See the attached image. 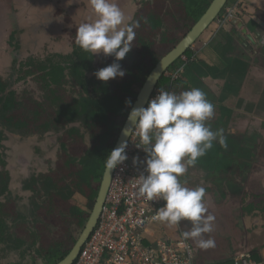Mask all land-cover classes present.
<instances>
[{"label": "rangeland", "instance_id": "1", "mask_svg": "<svg viewBox=\"0 0 264 264\" xmlns=\"http://www.w3.org/2000/svg\"><path fill=\"white\" fill-rule=\"evenodd\" d=\"M13 1L0 0V14H4L6 11L11 13L9 14L11 17L5 23H0V76L6 82H4L5 85L9 87L8 93L5 94L6 102H12L11 100L15 102L13 110L8 116H20L33 121L35 113H39L40 122L31 125L32 137L27 136L25 140H21V137L16 139L11 136L10 129L1 120L2 115H0V134L5 133V142L0 147V170L9 167L8 169L14 176L11 200L14 204L10 206L12 208L10 211H13V208L14 210L20 208L21 214L27 215L33 210V192L30 189L26 191L24 184L34 179L38 181L44 178L58 163L66 161L65 154L72 157L76 163L82 158H80L82 155L79 151V144H70L73 145V150L76 152L72 153L71 148L66 150L61 148L63 140L61 142L59 140L64 136H73L70 135V131L77 125L67 126L59 133L52 130L48 132L47 129V123L50 122L53 126L58 120L60 106L76 101V86L70 76H67L63 82L58 78L54 82L50 77H46V74L51 69V61L62 63V58L59 55H63L56 53L61 52L66 56L70 51L69 37H72L74 31H77L76 24L94 22L97 17L90 6V0H19L21 2L19 6L23 5L25 8L22 11V21L19 23L18 14H13V8L12 12L8 9ZM119 1L124 0H109L110 3L118 4V6ZM173 2L175 0L170 1L171 4ZM232 2L237 3L235 0ZM238 2L242 7L239 18L244 19L245 22L249 21L250 25L245 24L244 28H238L237 25L231 23L229 28L230 26L234 27L231 30L227 27L229 22L223 24L226 27L220 32L223 35L222 40H219L214 33L221 30L223 27L221 24H218L217 27L215 25L209 30L212 37L209 45L231 51L233 53L231 60L233 61L238 62L237 57L244 58L240 64L244 67L241 72L239 70L240 80L236 84L231 83L236 86L235 92H233L235 94L233 104L227 103L228 106L226 105L227 109L230 107L229 111L231 112L225 116L223 114L225 112L220 113L215 109L217 114L207 122L213 131L223 129L227 147L221 146L218 140L214 141L213 148L199 158L194 166L188 167V169L197 167L190 172L196 176L192 177L186 174L185 177H188L182 181H184L183 184L188 183L189 186L208 185L204 187L206 189L207 214L214 216L215 220L213 231L203 234V238L214 236L216 233H225L227 236V232L230 231L234 234L232 236L238 238L239 241L244 242L248 237L249 243H251L256 240H264V234L255 232L252 226V220L260 221V218H253L255 212L246 214L244 211L249 205L256 206L259 203L258 197L264 195V0H247L246 2H250V6L246 8L243 0H238ZM133 3H136V0ZM136 5V7L132 6V10H128V6H125L128 15L132 18L141 8L138 2ZM30 8L31 10H27ZM16 17L18 25L15 24ZM166 18L162 27L166 41L160 36L159 41L155 43L157 52L161 54L160 59L184 38L193 25L192 23L183 24L184 17L181 16L179 20L182 26L181 31H177L173 37L174 20H171V17ZM128 23L129 19L122 26L126 27ZM244 30L247 33H244ZM13 34L15 39L12 38ZM247 35H251L253 39L248 45L241 40L242 37L247 38ZM171 38L174 41L172 40L173 42L168 45ZM17 43L21 46L19 49L16 47ZM197 43H199V47L202 45L201 40ZM102 56L104 57V55ZM16 59L19 62L18 75L13 76V65ZM184 60L187 61V58ZM220 65L222 68L223 63ZM126 68L127 66L124 69ZM173 74L174 72L169 73L168 76L172 77ZM19 79H21L20 83ZM95 80L100 81L96 78ZM226 83H229L228 80ZM11 93L16 94L15 98L10 96ZM131 106L128 107L129 112ZM115 122L119 127H122L124 121L116 119ZM87 141L86 146L92 148L91 137ZM58 168L59 166L53 171H58ZM203 174L207 177L208 182L203 179ZM19 197L25 198L24 208L20 207ZM76 199L81 208L89 211L87 199L82 195H78ZM243 214H246L247 217H243ZM68 221L71 223L70 225L62 224L60 221L51 225L50 230L46 233V237H49L48 243L64 241L70 243L71 246V239L80 237L82 230L78 228L75 218L68 219ZM29 228V224H23L19 228L18 234L28 236L24 230ZM164 228L166 234H161L163 238L165 236L177 237L176 227L168 228L165 224ZM237 232L240 235H237ZM39 247L40 245L36 246V251ZM34 252L35 250H31L32 255H35ZM40 255L43 256L41 253ZM42 256L22 259L20 253H10L6 246H0V264H47Z\"/></svg>", "mask_w": 264, "mask_h": 264}, {"label": "trees", "instance_id": "2", "mask_svg": "<svg viewBox=\"0 0 264 264\" xmlns=\"http://www.w3.org/2000/svg\"><path fill=\"white\" fill-rule=\"evenodd\" d=\"M213 0H175L174 8L175 11L181 12L182 15L188 17L183 18V20H188V23L191 21L195 22L198 20L207 8L210 6ZM232 2L230 6L237 5L239 11L242 10L241 4ZM168 0H156V3H148L146 7L141 8L139 13H137L135 21H140V27L135 29V39L139 42L136 45L141 53L138 57L140 68H137L135 65H131L130 68H125L126 62L119 61L123 69L126 70V75L123 78H117L120 80L116 82H111L110 85L107 83H97V99L94 100L90 97H83L79 101L80 105H77L75 109L78 113V109H81L83 114V121L86 125L89 126V134L93 143V149L88 148L86 145L88 143V136L86 134L79 135L74 131V142L79 144V151L81 152V160L76 163L73 161L72 157H69L65 154L64 158L66 161L60 163V169L53 176L57 178V181L46 179L44 182V188L49 190L48 198L46 201L38 207V209L32 210L29 212V215L21 214L19 210L10 211L11 205L14 203L11 201L10 197H7L9 191V185L3 184L4 175L0 174V246H6L9 249L15 250L17 248L18 252L22 256V259L26 257H32L31 249L34 245L39 244L38 252L44 254V258L47 261V264H57L60 261H63L73 250L74 246L78 241L77 238H72L70 243L64 241H58L54 243H48L49 237H46V233L50 230L52 224H57L59 221L62 224L71 223L68 219H74L77 222L78 228L85 230V227L91 217L92 211L94 210L95 203L100 193V188L104 180L106 173L105 160L110 152L115 149L118 139L120 137L121 131L125 125L127 117L129 115L128 107L134 105V102L137 99L138 91L136 87L140 86L147 77L149 76L153 67L158 63L160 52H157L155 49L154 38L161 33L163 22L165 20V15L171 14V9L168 8ZM134 21V22H135ZM133 23V22H131ZM14 38V36L12 37ZM15 39V38H14ZM169 44L172 43L169 39ZM19 48V47H17ZM133 49V47H132ZM191 51L187 52L189 56ZM133 54V52H131ZM88 54L83 51L81 54L77 55L76 62L74 61L73 67L71 68V75L74 76L75 82L77 83L84 80L86 76V70L90 68L91 61L87 56ZM114 56H111L113 58ZM131 56L130 62H133ZM181 64V60L176 61L175 66ZM140 69V70H139ZM52 72L46 77H50L54 80L60 76L61 67H52ZM52 80V81H53ZM170 78L164 76L161 79V86L168 88L171 85ZM179 80L174 81L173 88L176 94H180L179 89ZM81 87H85V83L81 84ZM6 92V88L0 87V105L3 103V95ZM15 98L16 94L11 95ZM131 101V105H128L126 101ZM6 104V110L13 109L14 100ZM5 103V102H4ZM132 109V108H131ZM72 111H69L70 114ZM36 118L30 122L20 121L21 118H6L7 123L14 125V127L22 132V134L31 135V125L39 123V113H35ZM116 117H124V122L122 127H116ZM115 120V121H114ZM65 123V121H64ZM62 123V124H64ZM66 124V123H65ZM78 135V136H77ZM86 136V138H85ZM87 142V143H86ZM75 144V143H74ZM63 149H72V153H76L73 150V145H70L68 142L62 144ZM78 195H82L85 199L89 201L88 208L89 211H85L79 206V203L76 199ZM259 203L254 205L247 206L244 211L246 214H251L255 212L254 219L259 217L260 221H255L256 227L262 229L261 233L264 234V196H259ZM5 200V201H3ZM6 202V203H4ZM9 204V206H8ZM260 212V213H259ZM245 214V215H246ZM258 214V215H257ZM243 214V217H247ZM262 215V216H261ZM28 218L30 219L27 222ZM23 224H29L32 226L31 230H24L28 236L18 234L19 228ZM37 230L42 234L40 237L37 236ZM191 230V229H190ZM24 239L33 240L32 245H28L22 250L21 247L25 245ZM18 241V242H17ZM18 243V244H17ZM251 259L257 261L258 263L262 262L261 253L259 250L251 252ZM197 264V259H196Z\"/></svg>", "mask_w": 264, "mask_h": 264}, {"label": "clouds", "instance_id": "3", "mask_svg": "<svg viewBox=\"0 0 264 264\" xmlns=\"http://www.w3.org/2000/svg\"><path fill=\"white\" fill-rule=\"evenodd\" d=\"M90 4L97 18L78 26L75 43L93 56L115 57L117 62L94 73L98 80L107 83L123 78L126 70L119 61L131 52L136 35L134 30L140 27V21L122 27L130 18L117 4L109 0H90ZM126 103L131 105L132 102ZM214 116L215 106L201 89L192 88L180 94L161 89L147 107L131 109L127 117L129 127L123 131L124 136L136 132L142 145L139 148L146 153L147 174L139 176L137 195L148 201L165 202L153 219L165 223L168 228L178 227L181 221L190 222L191 230L181 233L182 246L185 247L183 241L187 240L194 241L201 249L215 245L213 239L203 238V234L213 231L215 220L214 216L207 214L206 189H190L179 180L189 166H194L213 148L214 141L218 140L221 146L227 147L223 129L213 131L207 123ZM127 147V142H122L107 156L105 168L108 173L127 161ZM138 160V157L133 158V163Z\"/></svg>", "mask_w": 264, "mask_h": 264}, {"label": "built area", "instance_id": "4", "mask_svg": "<svg viewBox=\"0 0 264 264\" xmlns=\"http://www.w3.org/2000/svg\"><path fill=\"white\" fill-rule=\"evenodd\" d=\"M238 11L237 5L228 7L220 23L232 21ZM182 72L180 70L172 77L167 76L171 85L168 88L158 86L150 100L161 89L174 92L172 85ZM139 147L142 145L135 132L126 150L128 159L116 170L99 224L75 264H196V251L190 240L183 241L186 247L182 246L181 233L184 229L181 222L176 227V238L166 236L156 241L148 239V233L153 227L161 228L165 225L153 219L165 202L148 201L137 195L139 176L147 174L144 163L146 153ZM135 157L139 160L134 164ZM235 264L262 263L252 260L248 255Z\"/></svg>", "mask_w": 264, "mask_h": 264}, {"label": "flooded vegetation", "instance_id": "5", "mask_svg": "<svg viewBox=\"0 0 264 264\" xmlns=\"http://www.w3.org/2000/svg\"><path fill=\"white\" fill-rule=\"evenodd\" d=\"M134 1V0H133ZM160 1H162V0H160ZM170 1H172V0H168V4H167V6H168V8H170L172 11H171V14H169L168 16H167V18L168 17H171V20H174V25H175V30L173 31V37H174V35L177 33V31H181V28H182V26H181V22H179V20H180V18H181V16L182 17H184V18H188V17H186L185 15L183 16L182 15V13L181 12H178L177 10L175 11V8H174V3H170ZM132 2V1H131ZM137 2H138V5L139 6H141V8H144V7H146V5L148 4V3H156V0H136V3L135 4H137ZM213 2V1H212ZM243 2H244V4L245 5H247V6H250L249 5V3H247L245 0H243ZM21 2H19V0H14L13 1V4L11 5V7L9 6V8L8 9H10L11 10V12H12V8L14 9V11H13V14H15V13H17L18 14V21H19V23L22 21V19H21V17H22V11L23 10H25V8H24V6L22 5V6H19V5H21L20 4ZM232 4V0H229V2H228V4L226 5V7L222 10V12L220 13V15L215 19V21L212 23V25L202 34V36L195 42V44L197 43V42H199L204 36H205V34H207L208 32H209V30L210 29H212L215 25H216V27H217V25L218 24H221L220 23V19H221V17L224 15V13H225V11H226V9L230 6ZM118 5V4H117ZM211 5V4H210ZM81 6V5H80ZM91 6V5H90ZM128 6V5H127ZM137 6V5H136ZM119 7L123 10V12L125 13V15H126V17H128L129 15H128V13H127V11H126V9H125V6H120V4H119ZM32 8V7H31ZM31 8L30 9H27V10H31ZM140 8V9H141ZM209 8V7H208ZM208 8H207V10H208ZM128 10H129V8H128ZM206 10V11H207ZM140 11V10H139ZM206 11L204 12V14L206 13ZM137 13H139V12H137ZM137 13H136V15H137ZM9 14H11L10 12H7L6 11V13H1L0 14V23L1 22H3V23H5V21H7L8 20V18H10L11 16L9 15ZM203 14V15H204ZM240 14H241V11H238V13H237V16L231 21V22H229L228 24H227V27L229 28V25L232 23V24H234V25H237L238 26V28H244V26H245V24H247V25H250L251 23L249 22V21H247V22H245L244 21V19H240L239 18V16H240ZM136 15L134 14V16H133V18L132 17H130V19H129V21L130 20H132L131 22H134L135 21V18H136ZM202 15V16H203ZM9 16V17H8ZM201 16V17H202ZM128 17V18H129ZM200 17V18H201ZM15 18V17H14ZM165 18H166V15H165ZM166 18V19H167ZM200 18L198 19V20H196L195 22L193 21H191L190 23H188V20H183V24H193L192 26H191V28L189 29V31L186 33V35L191 31V29L194 27V25L200 20ZM16 21H17V17H16V20H15V24L16 25H18L19 23H16ZM79 22H81V21H79ZM236 22V23H235ZM2 23V24H3ZM164 23V22H163ZM79 25L81 24V23H78ZM241 24V26H239ZM79 25H77L76 24V28H78V26ZM223 27H221V30L219 31V30H216V31H219V32H214V33H216L215 35L218 37V39H220L221 37H223V35H222V33H220L221 31H222V29H224L226 26L225 25H223V24H221ZM163 26H164V24H163ZM162 26V27H163ZM230 28H231V30H233L234 29V27H231L230 26ZM229 28V29H230ZM239 30V29H238ZM236 31V30H235ZM240 31V30H239ZM238 32V31H237ZM76 33H77V31H74V33H73V35H71L72 37H69V41H70V51L68 52V54L65 56L64 55V53H61V52H58V53H56V54H62L63 56H60L59 55V57H61L62 58V63L60 62V63H54V62H52L51 61V66H50V71L49 72H47V74L46 75H50V72H52L53 70H52V67L53 66H56V67H61V72H60V76H58V79L61 81V82H63V81H65V78L67 77V76H70L71 78H72V80H73V82H74V86H76V91H77V98L75 99L76 101L75 102H73V103H71V104H63L62 106H60L59 107V116H58V120H56L55 121V123H54V125L53 126H51V123L49 122V123H47V129H48V132L49 131H55V133H59L60 131H63L64 129H65V127H67V126H71V127H73V126H76L74 129H71V131H70V135H73V136H64V137H61V138H59V140H60V142H61V140H63L62 142H61V148H63V146H62V144H64V142H68L69 144H72V143H75L76 144V142H74V135H75V133H74V131L76 130L77 132H76V134H78L79 135V132L81 133V134H86L87 136H88V134H89V126L88 125H86L85 124V122L82 120L83 119V114L80 112L81 111V109L79 108L78 109V113L76 112V108H77V105H80L79 104V100L81 99V98H83V97H90L91 99H92V101H96V100H100V99H97V98H99V97H96L97 95V83H102V81H96L95 80V75H94V73L96 72V71H98L99 69H102V68H104V67H106V66H108V65H110V64H112V63H114V62H117V61H115V57H113V58H111V56H108V57H103L102 56V54L101 55H97V56H93L91 53H88V52H86L88 55V57L90 58V61H91V65H90V68L89 69H87L86 70V76H85V78H84V80L81 82V84H83V83H85V87L84 88H82L81 87V84H80V82L79 83H77V81L75 82V80H74V76H72L71 75V68L73 67V64H74V61L76 62V60H78V59H76V57H79V56H77V55H79V54H81L84 50H82L76 43H75V40H76ZM210 33V32H209ZM239 33V32H238ZM211 34V33H210ZM185 35V36H186ZM12 36H15L14 34L12 35ZM160 36H161V38L163 37L164 39L163 40H165L166 41V35H165V33H164V31H163V29L161 30V33L159 34V35H157V37L156 38H154V43H157L159 40H158V38L160 39ZM184 36V37H185ZM247 38H245V37H242L241 38V40L242 41H244V43L246 44V45H248L249 43H251V41H253V39L252 40H250L249 38H248V36H246ZM252 37V36H251ZM184 39V38H183ZM182 39V40H183ZM249 41H248V40ZM173 39L171 38V41H172ZM182 40H180L179 41V43L182 41ZM174 41V40H173ZM172 41V42H173ZM139 42L137 41V38H136V40H134L133 42H132V47H133V49L131 50V52H135V54H131V52L125 57V62H126V66H127V68H130L131 69V65L133 64V65H135L137 68H140L141 69V67H140V64H139V59H138V57L140 56V51L138 50V49H136L137 47H136V45L138 44ZM178 43V44H179ZM178 44H176V46L178 45ZM194 44V45H195ZM193 45V46H194ZM176 46H174L173 47V49L176 47ZM193 46L191 47V49L193 48ZM16 47H21L20 46V44H18L17 43V45H16ZM155 47V49H156V47H157V44L154 46ZM19 48H17V49H19ZM172 49V50H173ZM191 49H189L190 51H191ZM171 50V51H172ZM188 50V51H189ZM170 51V52H171ZM187 51V52H188ZM169 52V53H170ZM0 54H1V51H0ZM187 54V53H186ZM133 55V62H130V59H131V56ZM167 55V54H166ZM165 55V56H166ZM164 56V57H165ZM163 57V58H164ZM186 57H188L187 55H185L184 57H182V58H186ZM163 58H161V59H163ZM189 58V57H188ZM161 59H159V61H158V63L160 62V60ZM195 61V60H194ZM193 61V62H194ZM49 62V61H48ZM193 62H190V63H193ZM18 59H16L15 61H14V65H13V76H16V75H18V70H17V68H18ZM21 63V62H20ZM157 63V64H158ZM176 63V62H175ZM175 63L166 71V73L165 74H169V73H173V72H175L173 69H174V67H175ZM156 64V65H157ZM156 65L153 67V69L156 67ZM186 67H187V65L185 66V69H186ZM123 68V67H122ZM139 69V70H140ZM153 69L151 70V72H150V74H149V76L151 75V73H152V71H153ZM184 72V71H183ZM92 74V75H91ZM149 76L147 77V79L143 82V83H141L140 84V86H138V87H136V91H138L139 93H138V96H139V94H140V92H141V90H142V88L144 87V85H145V83H146V81L148 80V78H149ZM1 77V76H0ZM97 79V78H96ZM179 79H181V78H178L177 80H179ZM119 81L120 79H115V80H111V81H109V82H107V84H109L110 85V83L111 82H116V81ZM5 81L3 80V78L1 77L0 78V87H5L6 88V92L4 93V95H3V98H4V101H3V105H1L2 107H1V109H0V115H2L1 116V120L4 122V124L6 125V126H8V128L10 129V133H11V136L12 137H16V139L18 138V137H21L20 139L21 140H25L26 138H27V136L28 137H32L33 136V134H31V135H26V134H22V132H20V131H18L15 127H14V125H11V124H8L7 123V119L6 118H10L11 116H8V114L13 110V109H11V110H6V104L8 103V102H6V96H5V94L6 93H8V91H9V87L7 86V85H5V83H4ZM18 82L20 83L21 82V79H19L18 80ZM120 82H123L122 80H120ZM161 84V82L159 83V85ZM157 89V88H156ZM12 94H15V93H11L10 94V96L12 95ZM138 96H137V98H138ZM94 99V100H93ZM136 101H137V99H136ZM136 101L134 102V105H135V103H136ZM4 102L6 103L5 105H4ZM134 105H132L131 106V108H133L134 107ZM81 106V105H80ZM81 107H83V106H81ZM69 111H72L70 114H68L69 113ZM36 118V115H34L33 116V118ZM12 118V117H11ZM15 118H21V120L20 121H25V122H30V119H26V118H22V117H15ZM39 119H40V117H39ZM116 119H122L123 121H124V117H119V118H117L116 117ZM34 120V119H33ZM64 121H65V123H64ZM115 121V120H114ZM127 121L128 120H126V122H125V125H126V123H127ZM40 122V121H39ZM62 123H64V124H62ZM125 125H124V127H125ZM116 127H118V125L116 124ZM123 127V128H124ZM123 130V129H122ZM121 133H122V131H121ZM77 135V136H78ZM120 136H121V134H120ZM4 137H5V133H1L0 134V147H1V144H3L4 142H5V140H4ZM85 138H86V136H85ZM120 138V137H119ZM119 140V139H118ZM118 143V142H117ZM117 145V144H116ZM78 163V162H77ZM4 164H5V162H4ZM6 165V164H5ZM59 166V168L58 169H60V163H58V165H56V167H58ZM56 167H53L54 169L56 168ZM9 168V167H8ZM7 167L4 169V170H0V174H3L4 175V180H3V182H1V183H3V184H6V185H9V191H8V193H7V197H10L11 198V200H12V197H13V193H12V188H13V181H14V176L11 174V172H10V169H8ZM53 169V170H54ZM53 170H51L50 171V173L48 174V175H45L44 176V178H42L41 180H36V179H34V180H31L30 182H27V183H25L24 184V187H25V190L27 191L28 189H30L32 192H33V194H32V198H33V210L34 209H38V207L39 206H41L45 201H46V199L48 198V194H49V190H46V188H44V182L46 181V179H50V180H54V182H57V178H54L53 179V176H54V174H55V172H58V171H53ZM52 172V173H51ZM186 174H188V176L190 175V170L188 169V171L183 175V176H181L180 178H179V180H180V182L183 184L184 183V181H182L183 179H185L186 177H188V176H186L185 177V175ZM187 183V182H186ZM184 186L185 185H188V183L187 184H183ZM198 185V187H205V186H208V185H203V184H197ZM203 185V186H202ZM189 186V185H188ZM192 186H195V185H190V189H191V187ZM196 188H197V186H196ZM22 196V195H21ZM262 196H264V195H262ZM20 198V207H25L24 205V203H23V201L25 200V198L24 197H19ZM3 201H5V200H3ZM6 203V202H5ZM96 204V203H95ZM12 206V205H11ZM19 211H20V213H21V210H20V208H19ZM32 212V211H31ZM93 212V211H92ZM27 215H29V213L27 214ZM29 218H28V220H27V222H29ZM257 222H259V221H257ZM181 226H182V228L185 230V229H191V224H190V222H188V221H181ZM31 228H32V226L30 225V228L28 229L29 231L31 230ZM86 228V227H85ZM83 233V232H82ZM40 235V237L43 235L39 230H37V236H39ZM81 236H82V234L80 235V237H79V239L81 238ZM23 240H25V242H26V239H24V238H22ZM79 239H78V241H79ZM77 241V242H78ZM18 242V241H17ZM31 243H33L32 242V240L31 239H28V241H27V243H25V245H27V246H24V247H21L22 248V250L24 249V248H26V247H29L28 245H32ZM18 244V243H17ZM37 245H39V244H37ZM37 245H34V247L31 249V250H35V252H34V256H37V257H40V256H42V255H40V253L41 252H38V251H36V246ZM8 248V247H7ZM8 251H10V253H13V252H17V253H19L18 252V250H17V248H15V250H12V249H10V250H8ZM31 253V252H30ZM42 258H43V260L44 261H46L45 260V258H44V254H43V256H42ZM46 263H47V261H46Z\"/></svg>", "mask_w": 264, "mask_h": 264}, {"label": "crops", "instance_id": "6", "mask_svg": "<svg viewBox=\"0 0 264 264\" xmlns=\"http://www.w3.org/2000/svg\"><path fill=\"white\" fill-rule=\"evenodd\" d=\"M131 1L132 0L119 1V4L120 6L128 5L129 10H132V6L136 7V4ZM248 3L250 4V2ZM244 7L246 8L248 6L245 5ZM131 21L132 20H130L128 24H130ZM210 38H212L211 34H205V36L201 39L202 45L200 47L199 43L194 45L191 49L190 55L188 56L189 58L186 57L187 61L182 58L181 64H177L173 70L184 71L178 85L181 91H187L192 88L201 89L206 94L207 99L213 103L216 111L219 110L220 113L225 112L223 114L227 116L231 111H229L230 107L227 109L226 105L228 106L227 103H229V105L231 103L233 104L235 100V94L233 92H235L236 86H233L232 84H236L237 81L240 80V72L244 68L240 64L243 62L244 58L237 57L236 59L239 63L236 62V60H231V55L233 53L231 51H227L226 48L219 49L218 46L215 47L213 45H209ZM222 39L223 37L219 40ZM221 63H223L222 68L220 65ZM186 65L187 67L185 69ZM233 76L235 77L232 78ZM227 80L229 83H226ZM215 114H217V112ZM193 169H197V167H192L191 169L189 168L190 172H192ZM202 173L204 172L202 171ZM203 175V179H206V182H208L205 174ZM190 176L194 177L196 175H192L190 173ZM185 186L188 188L190 187L188 185ZM195 186L198 187V185ZM195 186H192L191 189L196 188ZM252 222L255 232L261 233L262 229L256 227L255 221ZM184 231H190V228L185 229ZM255 232L253 231L254 234H256ZM163 233L166 234L164 226L161 228L153 227L148 233V239L156 241L157 239L163 238L161 236ZM227 233V236L225 233H216L214 236L204 238H210L215 241L214 247L208 249H201L197 247V244L194 241L190 240L196 251L197 264H235L237 261L242 260L248 255L251 256V252L257 250L261 253L262 262L260 263L264 264V240H256L249 243V239L246 237L247 240L241 242L238 238L233 237L232 235L234 234L230 233V231ZM237 235H240V233L237 232ZM7 250L10 249L7 248Z\"/></svg>", "mask_w": 264, "mask_h": 264}, {"label": "water", "instance_id": "7", "mask_svg": "<svg viewBox=\"0 0 264 264\" xmlns=\"http://www.w3.org/2000/svg\"><path fill=\"white\" fill-rule=\"evenodd\" d=\"M228 2L229 0H213L206 13L194 25L191 31L170 53H168L163 59H161L160 62L156 65V67L153 69L151 75L146 81L144 87L142 88L134 107L148 106V103L150 101V98L152 97L154 90L158 88L159 83L161 82V79L165 76L166 71L176 61H178L179 59H181L186 55L187 51L191 49V47L195 44V42L202 36V34L212 25L215 19L220 15V13L226 7ZM239 26H241V24ZM245 32L247 33L246 30H244V33ZM247 36L250 40H252L251 35H247ZM127 127H129L128 121L122 130L121 136L115 148L119 147L120 144L125 141L129 145L135 132H133L131 136H124L123 131ZM116 170L117 168L112 170L111 173H108L106 170L94 210L91 214V217L86 225V228L81 238L76 243L75 247L70 252V254L63 261H60L58 264H75L77 259L80 257L83 247L85 246L86 242L91 238V236L93 235L95 229L99 224L102 212L104 210L107 201V197L109 195V191L111 189V186L113 185V180Z\"/></svg>", "mask_w": 264, "mask_h": 264}]
</instances>
